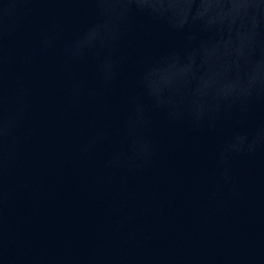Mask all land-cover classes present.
Returning a JSON list of instances; mask_svg holds the SVG:
<instances>
[{
    "label": "water",
    "instance_id": "water-1",
    "mask_svg": "<svg viewBox=\"0 0 264 264\" xmlns=\"http://www.w3.org/2000/svg\"><path fill=\"white\" fill-rule=\"evenodd\" d=\"M0 264H264V0H0Z\"/></svg>",
    "mask_w": 264,
    "mask_h": 264
}]
</instances>
